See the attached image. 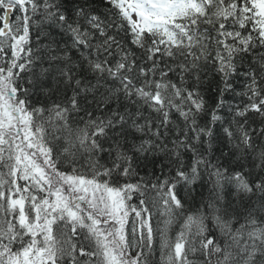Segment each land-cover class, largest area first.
Masks as SVG:
<instances>
[{"label":"snow or ice","instance_id":"obj_1","mask_svg":"<svg viewBox=\"0 0 264 264\" xmlns=\"http://www.w3.org/2000/svg\"><path fill=\"white\" fill-rule=\"evenodd\" d=\"M0 264H264V0H0Z\"/></svg>","mask_w":264,"mask_h":264}]
</instances>
